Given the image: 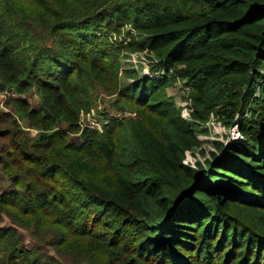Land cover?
I'll return each instance as SVG.
<instances>
[{"label":"trees","instance_id":"trees-1","mask_svg":"<svg viewBox=\"0 0 264 264\" xmlns=\"http://www.w3.org/2000/svg\"><path fill=\"white\" fill-rule=\"evenodd\" d=\"M3 93L0 264H264V0H0ZM211 121L239 138L205 157Z\"/></svg>","mask_w":264,"mask_h":264},{"label":"rangeland","instance_id":"rangeland-1","mask_svg":"<svg viewBox=\"0 0 264 264\" xmlns=\"http://www.w3.org/2000/svg\"><path fill=\"white\" fill-rule=\"evenodd\" d=\"M128 27H126L127 29ZM125 29V31H126ZM129 30V29H127ZM131 30V29H130ZM132 33V31H130ZM125 32H119L117 34H111L109 35V38L112 40V43L115 44H122L127 42L126 40V35H124ZM135 36V35H134ZM41 34L37 33L36 31H33L32 34V38L33 41H36L37 39H40ZM152 59L148 58V56L144 53L141 52H126L124 54H122L120 61L121 64V70L124 71H135V73L137 75H139V77H141L143 75V72L148 70L149 71V67H150V61ZM120 82L122 85L126 84V83H131L133 82L132 79H126L123 76H121ZM94 89H93V94H94V99H95V104H96V108L93 109V112H95V117L92 114L90 117H87L86 119H84L85 123V128H92V127H96L97 124L101 125L104 122H108L110 119L112 118H116L117 114L116 112H113L109 109L108 106H110V104L115 100L114 97H108V95H104L102 94L98 89L99 87L94 85ZM169 97H171L174 101V103L176 104V106L178 108H180L181 110V114L183 116L187 115V111H189V107L191 105L189 99H188V92L187 89L182 85L181 82H176V84H174V86H171L169 88L166 89L165 92ZM8 95L6 94H0V113L3 112L5 110V104L6 103V99H7ZM25 98L31 97V94H25L24 96ZM34 96L31 97V100L33 101V105L35 104V100H34ZM130 117V114H125V117ZM123 116H118V119H122ZM89 121L94 122V125L92 123H90V125L88 124ZM83 122V123H84ZM100 128V127H99ZM204 130H206V132L204 133H198L197 139L200 142V148L198 150H201L205 153V157H208V153L212 150V146L210 145L211 141H219V142H223L225 144H229V142L232 140L231 136H230V131H227L226 129H224L223 127H221L219 124H217L214 121L209 122L205 128H203ZM239 136V134H238ZM239 138V137H238ZM235 138V139H238ZM198 150H194L193 152H189L186 154L184 161H187L189 163V161L193 162H202L203 161V156L200 154V151ZM183 161V163H184ZM1 173V172H0ZM4 179L1 175H0V180ZM4 181L6 182V180L4 179ZM5 182H0V187L1 188H5L7 187ZM1 224H5L6 227H8V225H15V223L8 218H3L1 220ZM17 227V225H16ZM21 229V228H19ZM24 233V235H26V243L28 245H32L33 244V240L30 237L31 234V230L29 229H21ZM31 234V235H30ZM60 264H70L69 260H62V262Z\"/></svg>","mask_w":264,"mask_h":264},{"label":"built area","instance_id":"built-area-1","mask_svg":"<svg viewBox=\"0 0 264 264\" xmlns=\"http://www.w3.org/2000/svg\"><path fill=\"white\" fill-rule=\"evenodd\" d=\"M144 76H154L155 78H159V75L157 73L152 74L148 70H146V71L143 72V75L141 76V78L144 77ZM93 115H94V112H93ZM90 116H88V117H90ZM94 117H95V115H94ZM182 118L185 119L186 121L189 120V111H187V115H185V116L182 115ZM85 123H86V121H85ZM90 123H92L94 125V122L89 121L88 124L90 125ZM93 128H99V124H97L96 127H93ZM230 136H231L232 140L239 137L238 136L237 129H236V126L233 127L230 130ZM184 164L187 165V166H189V167H194L195 161H194V163L191 162V161H189V163L187 161H184Z\"/></svg>","mask_w":264,"mask_h":264}]
</instances>
